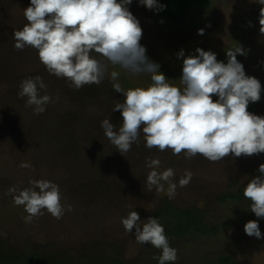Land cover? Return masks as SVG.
Returning a JSON list of instances; mask_svg holds the SVG:
<instances>
[{"label": "rangeland", "instance_id": "1", "mask_svg": "<svg viewBox=\"0 0 264 264\" xmlns=\"http://www.w3.org/2000/svg\"><path fill=\"white\" fill-rule=\"evenodd\" d=\"M29 5L30 0H0V253L3 248L12 254L0 264H17L16 257L22 261L34 252L68 264H110L118 259L127 264H158L153 257L160 250L136 243L121 218L134 210L141 220L152 216L162 224L158 211L166 202L203 213L204 222L219 230L214 236L177 241L164 226L170 246L178 250L174 264H221V258H229L227 264H264V239L244 232L247 221L258 220L264 236V219L250 211L251 201L243 195L248 180L259 174L264 153L230 156L218 162L199 154L186 159L183 153L177 156L171 150L148 149L141 134L122 155L100 127L108 116L114 125L122 122L120 112L112 108L124 97L112 89L108 76L100 85L76 90L50 75L35 49L14 48V30L27 22L23 9ZM128 7L143 29L140 43L147 56L161 65L160 71L174 86H180L183 61L177 53L181 49L185 56L195 55L197 47L211 50L218 61L227 63L226 51L243 47L245 54H238L237 59L247 75L260 81L262 89L260 101L249 103L247 110L264 116V35L259 32L258 19L262 6L256 0H192L179 23L157 17L138 0ZM199 29L204 30L203 35L198 34ZM113 70L120 74L118 82L125 89L151 82L147 74L130 76L120 66L109 65V73ZM37 75L47 85V92L41 90V95L52 97L39 115L25 106L26 97L18 96L20 81ZM149 158L160 160L159 171L172 168L177 184L190 171L189 184L177 186L172 199L167 196V184L162 192L149 191ZM22 162L31 167L21 168ZM30 179L58 184L62 202L72 210L56 220L45 211L25 223L27 213L23 206L14 205L8 189L30 187ZM108 240L114 244L112 248L121 247L120 254L107 248Z\"/></svg>", "mask_w": 264, "mask_h": 264}, {"label": "clouds", "instance_id": "2", "mask_svg": "<svg viewBox=\"0 0 264 264\" xmlns=\"http://www.w3.org/2000/svg\"><path fill=\"white\" fill-rule=\"evenodd\" d=\"M133 0H30L23 9L26 23L14 30V48L31 47L37 51L46 71L64 79L76 90L85 86L100 85L109 77L112 89L121 93L123 102L114 104L112 111H119L122 122L117 126L110 116L100 121L105 137L122 155L129 152L141 134L148 149L161 152L171 150L173 155L184 154L192 159L198 154L210 162L225 157H250L264 153V116L249 112V103L261 99V83L247 75L237 55H244L239 46L226 51L227 63L217 60L211 50L197 47L195 55L185 56L181 49L177 58L182 59L180 86L170 84L160 71L161 65L149 59L146 47L141 45L143 29L137 17L129 10ZM259 10V32L264 35V0H256ZM149 10L163 11L159 0H138ZM162 22V21H161ZM251 26V21L248 22ZM204 34L203 29L198 30ZM109 65L120 66L130 76L147 74V86L123 88L119 73ZM18 96L27 98L25 106L34 114L46 111L52 102L47 85L41 76L22 79ZM217 99L213 100V97ZM151 169L146 177L149 191H164L176 195L177 186L186 187L192 177L190 171L175 182L172 168L159 171L160 160L149 158ZM21 168H30L27 162ZM258 175L248 180L244 197L251 201L250 211L264 219V163ZM163 182V183H162ZM30 187L17 190L9 188L16 206H23L27 213L25 223H31L49 213L61 219L71 205L63 203L58 184L45 180H29ZM125 231L134 236L140 245L150 244L160 250L158 264H174L178 250L170 246L164 226L158 218L149 216L141 220L136 211L121 218ZM133 229L135 230L133 232ZM244 232L256 239H264L258 220L244 224Z\"/></svg>", "mask_w": 264, "mask_h": 264}, {"label": "trees", "instance_id": "3", "mask_svg": "<svg viewBox=\"0 0 264 264\" xmlns=\"http://www.w3.org/2000/svg\"><path fill=\"white\" fill-rule=\"evenodd\" d=\"M191 2L192 0H159V3L164 4L166 7L163 11L157 12L153 10V12L155 13L157 17H163L167 20H170L171 22L179 23V22L184 21L185 11L190 6ZM41 127L44 128L43 124ZM226 198H229V195L222 197L221 200L224 201ZM97 212L99 213V211ZM89 213L91 212L89 211ZM158 214L160 215L163 226H165L166 228H169L168 230H166L168 232V236L173 235V237L177 241L183 240L185 238H199V237H206V236H214V235H217V232L219 231L217 227H212V226L209 227L206 224V222H204L205 218L203 216V213L197 210H185V209L182 210L176 207L171 202H166L165 208L162 209L161 211H158ZM181 216L185 217L184 219L185 224L183 221L177 220ZM82 223H85V222H82ZM106 243L108 245L107 248H109L111 251H114V253L120 254L119 252L121 250V247L112 248L113 247L112 245L114 244L110 240H108ZM1 250L2 251L0 253V263L7 260L8 257L12 255L10 252H7V250L3 251V248H1ZM3 252L5 253L2 254ZM221 259H222L221 264H227V262L230 260L229 258H221ZM16 261H17V264H68L67 262L65 263L59 260L55 261L48 257L45 258V256H43L41 252L40 253L34 252L29 256V258L27 257L26 259H23L22 261L20 259H17L16 257ZM5 263H8V261ZM127 263L121 262L118 259L116 260V262L114 263L112 262L110 264H127ZM207 264H211V263L208 262Z\"/></svg>", "mask_w": 264, "mask_h": 264}]
</instances>
